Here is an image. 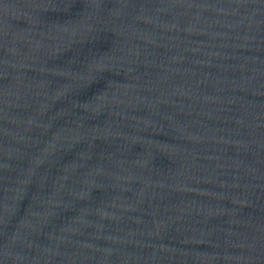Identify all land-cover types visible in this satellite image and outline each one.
<instances>
[{
	"label": "water",
	"instance_id": "water-1",
	"mask_svg": "<svg viewBox=\"0 0 264 264\" xmlns=\"http://www.w3.org/2000/svg\"><path fill=\"white\" fill-rule=\"evenodd\" d=\"M0 264H264V0H0Z\"/></svg>",
	"mask_w": 264,
	"mask_h": 264
}]
</instances>
